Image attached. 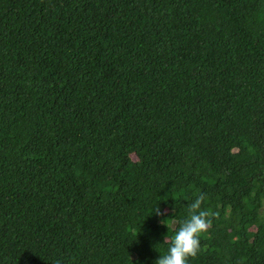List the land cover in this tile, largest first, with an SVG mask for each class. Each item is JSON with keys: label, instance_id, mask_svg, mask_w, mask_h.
<instances>
[{"label": "trees", "instance_id": "1", "mask_svg": "<svg viewBox=\"0 0 264 264\" xmlns=\"http://www.w3.org/2000/svg\"><path fill=\"white\" fill-rule=\"evenodd\" d=\"M201 192L188 264H264V0H0V264H155Z\"/></svg>", "mask_w": 264, "mask_h": 264}, {"label": "clouds", "instance_id": "2", "mask_svg": "<svg viewBox=\"0 0 264 264\" xmlns=\"http://www.w3.org/2000/svg\"><path fill=\"white\" fill-rule=\"evenodd\" d=\"M205 199L206 194L201 192L188 205V218L180 223L179 227L174 230L173 235L169 236L167 234L164 237V243L169 245L168 251L160 255L155 264H188L189 258L197 256L201 247L200 236L210 229L212 218L218 215V213L202 207ZM154 212L158 216L165 214L158 207ZM162 223L166 222L162 221Z\"/></svg>", "mask_w": 264, "mask_h": 264}, {"label": "rangeland", "instance_id": "3", "mask_svg": "<svg viewBox=\"0 0 264 264\" xmlns=\"http://www.w3.org/2000/svg\"><path fill=\"white\" fill-rule=\"evenodd\" d=\"M132 158H133L134 160H136V157H135V156H132Z\"/></svg>", "mask_w": 264, "mask_h": 264}]
</instances>
